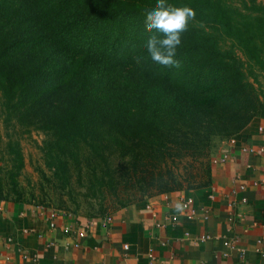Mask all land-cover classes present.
<instances>
[{
    "label": "trees",
    "instance_id": "obj_1",
    "mask_svg": "<svg viewBox=\"0 0 264 264\" xmlns=\"http://www.w3.org/2000/svg\"><path fill=\"white\" fill-rule=\"evenodd\" d=\"M168 2L196 13L179 67L148 56L156 0H0V121L43 131L58 179L99 148L145 167L147 197L202 188L215 142L264 117V0Z\"/></svg>",
    "mask_w": 264,
    "mask_h": 264
},
{
    "label": "crops",
    "instance_id": "obj_2",
    "mask_svg": "<svg viewBox=\"0 0 264 264\" xmlns=\"http://www.w3.org/2000/svg\"><path fill=\"white\" fill-rule=\"evenodd\" d=\"M259 127L246 126L226 141L216 156L227 160L210 163V182L202 188L92 218L0 201V264H264L256 252L264 249V152L241 150L263 144ZM185 198L196 212L191 220L180 204ZM203 235L208 239L199 241ZM225 240L238 249L224 248Z\"/></svg>",
    "mask_w": 264,
    "mask_h": 264
},
{
    "label": "rangeland",
    "instance_id": "obj_3",
    "mask_svg": "<svg viewBox=\"0 0 264 264\" xmlns=\"http://www.w3.org/2000/svg\"><path fill=\"white\" fill-rule=\"evenodd\" d=\"M264 102V77L257 75ZM247 126H262L264 117ZM4 126L0 121V201L36 205L53 211L70 212L89 218L110 214L131 204L146 201L147 187L141 177L145 167L131 168L129 154L102 153V149H84L69 164L67 180L55 177L45 160L46 144L43 131L34 127ZM227 140L215 142L211 159ZM17 160L20 168L16 170ZM146 160H140L145 164ZM179 167V165H177ZM179 191H186L181 189Z\"/></svg>",
    "mask_w": 264,
    "mask_h": 264
},
{
    "label": "clouds",
    "instance_id": "obj_4",
    "mask_svg": "<svg viewBox=\"0 0 264 264\" xmlns=\"http://www.w3.org/2000/svg\"><path fill=\"white\" fill-rule=\"evenodd\" d=\"M195 16V10L190 6H176L168 0H156L155 6L145 16V30L151 33L146 41V49L153 62L165 67H179L175 57L182 43V33Z\"/></svg>",
    "mask_w": 264,
    "mask_h": 264
},
{
    "label": "built area",
    "instance_id": "obj_5",
    "mask_svg": "<svg viewBox=\"0 0 264 264\" xmlns=\"http://www.w3.org/2000/svg\"><path fill=\"white\" fill-rule=\"evenodd\" d=\"M263 131H264V129H262L261 127L258 128V132H263ZM241 150H242V152H247V153H250V154L255 153L256 151H257L258 153H263V152H264V142H263V144H262L259 148H257V149H254V148H251V147H247V146H246V147H242ZM226 160H227V155H226V154H221V155H219V156H214V157L210 160V163H211L212 165H217V164H222V163H224ZM254 185H255V184H254ZM239 189L242 190V189H243V186H240ZM241 202H244V199H241ZM180 204H181L182 209L187 210L186 215H185V218H186L187 220H191V219H193V218L195 217L196 212H195V210H194V208H193V206H192V204H193L192 199H191V198H185V199H183V200L180 201ZM53 217H54V212L51 211V212L49 213V218H53ZM109 221H110V218H109V217H106L105 219H103L102 222H103L104 224H106V223H108ZM83 236H84L83 233L78 234V237H79V238H82ZM206 239H208V237H207L206 235L200 236V237L198 238L199 241H204V240H206ZM258 242H259V241H258ZM222 246H223L224 248H226L227 250H230V251H231V250H236V249H238V247L235 245L234 242L227 241V240H225V241L222 242ZM239 252H240L241 254L243 253L242 250H239ZM256 252H258L259 254H261V256H264V249H263V250H256ZM149 257L151 258V256H149ZM22 258H23V259H28L27 256H23ZM29 258L32 260V262H35V258H34L33 256H31V257H29Z\"/></svg>",
    "mask_w": 264,
    "mask_h": 264
}]
</instances>
